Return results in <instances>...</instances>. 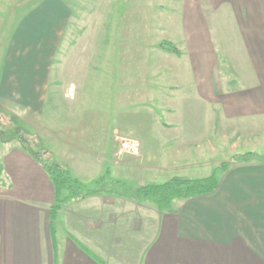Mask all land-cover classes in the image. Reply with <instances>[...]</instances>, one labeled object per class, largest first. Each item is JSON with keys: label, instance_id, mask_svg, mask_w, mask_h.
I'll return each instance as SVG.
<instances>
[{"label": "crops", "instance_id": "obj_1", "mask_svg": "<svg viewBox=\"0 0 264 264\" xmlns=\"http://www.w3.org/2000/svg\"><path fill=\"white\" fill-rule=\"evenodd\" d=\"M8 1L0 0L1 15ZM177 2L168 9L180 27L172 44L179 54L157 49L156 66L137 69L126 55L141 50L127 51L123 36L117 120L88 117L77 87L66 86L69 98H62L56 78L52 94L37 100L38 136L96 194L53 213L46 171L20 145L0 139V264H264V0ZM69 55L70 71L83 75L94 57ZM62 101L71 103L65 124L52 121L61 118ZM143 101L149 116L127 118ZM116 133L139 141L141 155L121 156ZM106 174L134 189L212 175L219 187L161 212L137 198L112 201L99 191L111 183H97Z\"/></svg>", "mask_w": 264, "mask_h": 264}, {"label": "rangeland", "instance_id": "obj_2", "mask_svg": "<svg viewBox=\"0 0 264 264\" xmlns=\"http://www.w3.org/2000/svg\"><path fill=\"white\" fill-rule=\"evenodd\" d=\"M172 3L173 0H13L12 6H8V12L0 14V83L3 82V74L6 75L4 83L0 85V131L4 133L0 139L20 145V138L29 139L32 135L39 137L37 128L33 126L38 124L36 111L40 104L37 100L44 93L52 94V88L48 90V85L55 78L63 85L62 98L68 95L64 90L66 86L73 83L77 87L76 102L88 112V117L106 120L108 114L110 119L117 120V53L123 45V36L127 51L139 53L141 50L139 54L126 55L127 65H132L135 60L137 69L156 66L157 49L168 56L169 51L163 45L175 44L177 36H181L177 15L172 16L168 9L179 3ZM27 15L23 21L22 18ZM85 36H89L88 39ZM75 50L81 53L93 52L94 57L85 62L90 63L84 75L70 71L72 59L69 54ZM73 56L75 59V54ZM167 59L164 57L162 61L168 62ZM59 62H62L61 67L58 66ZM33 86L39 90L32 92L30 89ZM11 99L15 101L14 104L9 101ZM50 99L46 104H54ZM62 102L61 118L52 121L65 124L69 119L68 105L71 103ZM147 103L143 101L141 112L138 107L128 108L126 117L134 114L138 117L149 116L150 109L145 106ZM159 103L162 104L161 101ZM76 114L82 115L75 111ZM50 116L52 113L47 114V118ZM160 117L165 119L162 114ZM42 120L46 124L48 119L43 116ZM161 134L155 132V135ZM125 137L133 138L128 135ZM105 188L104 192L112 201H115L113 197L129 200L137 198L138 189L127 185ZM144 201L150 207L154 206Z\"/></svg>", "mask_w": 264, "mask_h": 264}, {"label": "trees", "instance_id": "obj_3", "mask_svg": "<svg viewBox=\"0 0 264 264\" xmlns=\"http://www.w3.org/2000/svg\"><path fill=\"white\" fill-rule=\"evenodd\" d=\"M163 48L171 53L179 54L177 48L172 44L163 45ZM0 132L2 136L4 133L3 131ZM19 144L43 167L51 179L55 191L53 213L60 211L69 204L81 202L88 196L97 193V191L90 190L73 177L69 168L55 159L53 154L43 146V142L39 137L32 135L29 139H26V137L20 138ZM249 157L247 155L239 159L247 161ZM227 167V164L222 165L221 171H225ZM105 181L111 183V187L122 184L121 182L113 181L107 174L97 183L100 185ZM218 187L219 179L216 175L201 180H188L175 177L164 184L151 185L138 189L136 191V197L149 201L161 212H168L174 201L211 195ZM103 188L101 187L99 191L104 192L105 189Z\"/></svg>", "mask_w": 264, "mask_h": 264}, {"label": "built area", "instance_id": "obj_4", "mask_svg": "<svg viewBox=\"0 0 264 264\" xmlns=\"http://www.w3.org/2000/svg\"><path fill=\"white\" fill-rule=\"evenodd\" d=\"M115 141L119 146V154L139 156L141 153V145L139 141L125 137L119 134H115Z\"/></svg>", "mask_w": 264, "mask_h": 264}, {"label": "water", "instance_id": "obj_5", "mask_svg": "<svg viewBox=\"0 0 264 264\" xmlns=\"http://www.w3.org/2000/svg\"><path fill=\"white\" fill-rule=\"evenodd\" d=\"M0 136H1V132H0Z\"/></svg>", "mask_w": 264, "mask_h": 264}]
</instances>
